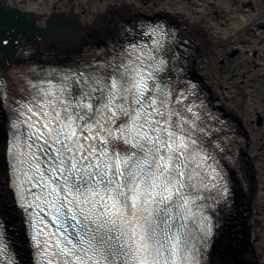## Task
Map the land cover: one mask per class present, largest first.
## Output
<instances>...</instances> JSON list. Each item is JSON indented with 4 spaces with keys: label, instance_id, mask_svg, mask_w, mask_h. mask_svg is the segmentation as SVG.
I'll return each instance as SVG.
<instances>
[{
    "label": "snow or ice",
    "instance_id": "snow-or-ice-1",
    "mask_svg": "<svg viewBox=\"0 0 264 264\" xmlns=\"http://www.w3.org/2000/svg\"><path fill=\"white\" fill-rule=\"evenodd\" d=\"M157 71L128 55L20 105L14 169L22 206L37 210L38 264H187L206 146Z\"/></svg>",
    "mask_w": 264,
    "mask_h": 264
},
{
    "label": "bare ground",
    "instance_id": "bare-ground-1",
    "mask_svg": "<svg viewBox=\"0 0 264 264\" xmlns=\"http://www.w3.org/2000/svg\"><path fill=\"white\" fill-rule=\"evenodd\" d=\"M135 34L161 41L177 92L192 91L239 136L224 164L232 201L214 212L204 264H264V0H0V237L14 264H33L7 157L16 109L35 94L28 82L110 38L121 56Z\"/></svg>",
    "mask_w": 264,
    "mask_h": 264
},
{
    "label": "rangeland",
    "instance_id": "rangeland-1",
    "mask_svg": "<svg viewBox=\"0 0 264 264\" xmlns=\"http://www.w3.org/2000/svg\"><path fill=\"white\" fill-rule=\"evenodd\" d=\"M117 25V23L114 25V26H116ZM115 28V27H114ZM110 34H113V30H110V33L108 34V35H110ZM108 35H106V37L108 36ZM106 37L104 36V37H102L101 38V41L103 42H105V39H106Z\"/></svg>",
    "mask_w": 264,
    "mask_h": 264
}]
</instances>
